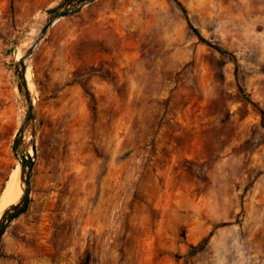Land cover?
<instances>
[{
  "label": "rangeland",
  "instance_id": "rangeland-1",
  "mask_svg": "<svg viewBox=\"0 0 264 264\" xmlns=\"http://www.w3.org/2000/svg\"><path fill=\"white\" fill-rule=\"evenodd\" d=\"M62 1L0 0V197L20 187L10 61ZM29 75V203L0 264H264V0H95Z\"/></svg>",
  "mask_w": 264,
  "mask_h": 264
},
{
  "label": "water",
  "instance_id": "water-1",
  "mask_svg": "<svg viewBox=\"0 0 264 264\" xmlns=\"http://www.w3.org/2000/svg\"><path fill=\"white\" fill-rule=\"evenodd\" d=\"M95 0H63L59 5L53 6L46 11L47 17L39 34L35 37L33 43L24 53L25 57H31L33 54V45L39 44L40 40L48 32L50 27L60 18L72 16L80 11L85 5ZM15 42L9 47V52L13 51ZM31 59V58H30ZM27 64L24 58L18 59L15 63L10 61V66L14 72V80L16 83L18 97L22 108L25 109L23 118L20 121V125L13 137L12 150L15 156L19 160V181L21 186V194L15 203L8 205L0 214V240L3 233L6 231L10 223L16 219L19 215L24 213L29 203L30 193V178L35 159V144L34 133L31 134V150L21 152L20 146L24 135V128L34 118V104L29 83L26 78Z\"/></svg>",
  "mask_w": 264,
  "mask_h": 264
},
{
  "label": "bare ground",
  "instance_id": "bare-ground-1",
  "mask_svg": "<svg viewBox=\"0 0 264 264\" xmlns=\"http://www.w3.org/2000/svg\"><path fill=\"white\" fill-rule=\"evenodd\" d=\"M34 49L35 48H34V45H33V50ZM24 53L25 52H21L20 53V58H24V61L26 63L28 62L26 78H27V81L29 83V77H30V75H29V60H30L31 57H25ZM29 87H30V83H29ZM24 113H25V109L21 107V109L19 111V114H18V117H19L20 120L23 118ZM28 152L30 153V151H28ZM14 174H12L10 176V178L8 179V181L6 183V186L3 189L2 195L0 197V208L3 207V206L5 207V205L8 206V205H10L12 203H15L18 200V198H19V196L21 194V186L19 187V185H16V183H15V175ZM17 182H18V180H17Z\"/></svg>",
  "mask_w": 264,
  "mask_h": 264
},
{
  "label": "trees",
  "instance_id": "trees-1",
  "mask_svg": "<svg viewBox=\"0 0 264 264\" xmlns=\"http://www.w3.org/2000/svg\"><path fill=\"white\" fill-rule=\"evenodd\" d=\"M179 4V3H178ZM187 23L189 25V27H191V24L188 21V18L186 17ZM197 34V38L199 39V41L205 43L206 45L212 47L217 53H219V55H221L222 57H227L229 58L231 61H233L234 63H236L235 61V57L233 54H231L229 51H227L226 49L222 48L221 46L217 45V44H213L210 41H208L207 39H205L203 36H201L199 33ZM213 65L215 67L216 70V75L217 77H222L223 73H222V66H223V60H215L213 61ZM92 108L94 109V107L92 106ZM207 240V238H205L202 242H200L196 248H194V250L202 248L204 245V242Z\"/></svg>",
  "mask_w": 264,
  "mask_h": 264
}]
</instances>
